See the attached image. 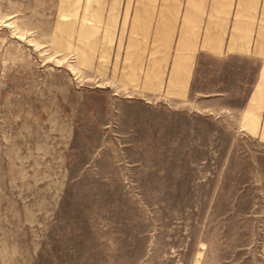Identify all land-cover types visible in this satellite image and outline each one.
<instances>
[{
    "label": "rangeland",
    "instance_id": "rangeland-1",
    "mask_svg": "<svg viewBox=\"0 0 264 264\" xmlns=\"http://www.w3.org/2000/svg\"><path fill=\"white\" fill-rule=\"evenodd\" d=\"M188 4L210 22L213 0H0V264H264L247 193L205 219L207 203H137L118 177L147 178L148 124L124 115L142 114L160 16Z\"/></svg>",
    "mask_w": 264,
    "mask_h": 264
},
{
    "label": "crops",
    "instance_id": "crops-1",
    "mask_svg": "<svg viewBox=\"0 0 264 264\" xmlns=\"http://www.w3.org/2000/svg\"><path fill=\"white\" fill-rule=\"evenodd\" d=\"M259 2L213 0L206 25L204 5L188 4L170 18L160 16L149 41L166 46L154 55L149 52L142 87L148 96L132 104L142 114L124 115L148 124L150 158L141 169L147 178H133L128 167L118 174L133 201L195 203L197 211L198 204L207 203L205 219L216 218L220 202L240 203L247 193L252 242L264 228L258 227L257 212L264 211V23L258 18ZM205 58L211 59L210 67ZM235 64L244 65L242 72L233 71ZM248 139L262 146L253 148ZM116 149L126 154L124 144L118 142ZM89 173L103 181L113 169L91 167ZM148 212L150 218L158 217L152 206Z\"/></svg>",
    "mask_w": 264,
    "mask_h": 264
}]
</instances>
